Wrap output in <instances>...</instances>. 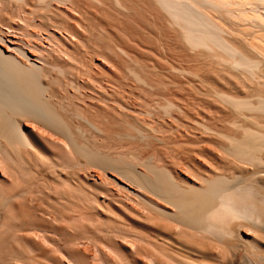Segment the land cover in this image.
<instances>
[{"label":"bare ground","instance_id":"1","mask_svg":"<svg viewBox=\"0 0 264 264\" xmlns=\"http://www.w3.org/2000/svg\"><path fill=\"white\" fill-rule=\"evenodd\" d=\"M0 264H264V0H0Z\"/></svg>","mask_w":264,"mask_h":264}]
</instances>
